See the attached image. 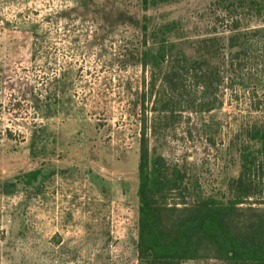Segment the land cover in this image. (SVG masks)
I'll return each mask as SVG.
<instances>
[{
	"label": "rangeland",
	"instance_id": "obj_1",
	"mask_svg": "<svg viewBox=\"0 0 264 264\" xmlns=\"http://www.w3.org/2000/svg\"><path fill=\"white\" fill-rule=\"evenodd\" d=\"M244 1L172 0L149 12L181 19L193 38L206 26L226 43L245 34L237 58L224 51L215 108L194 109L201 89L187 78L180 113L152 137L140 0H0V264H138L144 123L149 147L203 193L227 191L248 130L264 122V11ZM254 178L262 199L264 169Z\"/></svg>",
	"mask_w": 264,
	"mask_h": 264
},
{
	"label": "trees",
	"instance_id": "obj_2",
	"mask_svg": "<svg viewBox=\"0 0 264 264\" xmlns=\"http://www.w3.org/2000/svg\"><path fill=\"white\" fill-rule=\"evenodd\" d=\"M171 1L140 0L143 14L139 25L144 47L140 63L153 68L150 92L154 94V116L149 126L152 137L158 134L156 127L161 121H171L180 113L182 85H179L187 78H191L196 89H201L194 109L213 110L224 51L234 49L237 58L245 48V34L241 31L228 36L226 43L224 34L212 33L206 26L203 34L193 38L181 19L156 21L149 13ZM224 2L231 0H221ZM246 5L259 15L264 11V0H245L242 6ZM152 44L157 45L154 53ZM186 47L191 53L186 52ZM166 60L168 68L163 69ZM146 130L144 123L138 141V264L208 260L222 264H264V198H257L261 191L254 178L256 171L264 169V122L248 130L247 140L239 149V173L230 177L227 191L217 189L207 194L196 182L189 181L186 169L169 163L155 148L149 147ZM39 174V169L28 171L23 175L24 181L29 184Z\"/></svg>",
	"mask_w": 264,
	"mask_h": 264
}]
</instances>
